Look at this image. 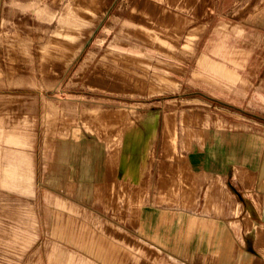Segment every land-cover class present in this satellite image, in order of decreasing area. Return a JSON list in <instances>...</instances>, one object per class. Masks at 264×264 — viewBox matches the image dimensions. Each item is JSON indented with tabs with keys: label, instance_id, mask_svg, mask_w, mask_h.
Returning a JSON list of instances; mask_svg holds the SVG:
<instances>
[{
	"label": "rangeland",
	"instance_id": "rangeland-1",
	"mask_svg": "<svg viewBox=\"0 0 264 264\" xmlns=\"http://www.w3.org/2000/svg\"><path fill=\"white\" fill-rule=\"evenodd\" d=\"M203 110L264 117V0H0V264H84L57 233L100 225L44 169L59 187L77 159L89 185L141 117L174 133Z\"/></svg>",
	"mask_w": 264,
	"mask_h": 264
},
{
	"label": "crops",
	"instance_id": "crops-1",
	"mask_svg": "<svg viewBox=\"0 0 264 264\" xmlns=\"http://www.w3.org/2000/svg\"><path fill=\"white\" fill-rule=\"evenodd\" d=\"M195 112L181 127L173 118L174 133L141 117L140 133L121 139V160L98 151L89 185L77 159L59 187L44 169L43 189L100 225L57 233L75 236L84 264H264V117Z\"/></svg>",
	"mask_w": 264,
	"mask_h": 264
},
{
	"label": "bare ground",
	"instance_id": "bare-ground-1",
	"mask_svg": "<svg viewBox=\"0 0 264 264\" xmlns=\"http://www.w3.org/2000/svg\"><path fill=\"white\" fill-rule=\"evenodd\" d=\"M36 9H35V11H36V13H37V16H38V18H42L45 14H46V11H44V10H41V9H39V8H37V7H35ZM191 42V41H190ZM13 46V45H12ZM17 47V46H16ZM20 48V47H19ZM62 46H59L58 47V51H59V53H61V50H62ZM16 49V51L18 50L17 48H15ZM13 50V49H12ZM22 50V49H21ZM21 50H18V51H21ZM9 52H11V51H9ZM14 52V51H13ZM13 52H12V54H13ZM22 52V51H21ZM21 52H18V53H21ZM11 55V54H10ZM60 56H61V54H60ZM60 56H59V59H60ZM16 57V56H15ZM56 59V58H55ZM101 76V75H100ZM230 78L231 79H233L234 77H233V75H230ZM19 166L21 165L20 163H22V160L21 159H19ZM18 170H19V168H18ZM20 177V176H19ZM32 177V175L30 176V175H27V177H26V180H27V185L29 184V180H30V178ZM20 179V178H19ZM25 187H26V185H25ZM206 196H208V195H206ZM209 199V198H208Z\"/></svg>",
	"mask_w": 264,
	"mask_h": 264
}]
</instances>
